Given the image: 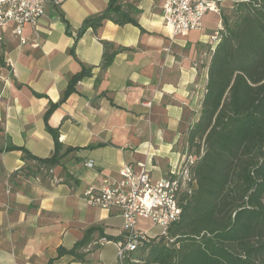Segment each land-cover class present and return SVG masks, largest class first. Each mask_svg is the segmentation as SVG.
<instances>
[{
	"label": "crops",
	"instance_id": "0c3cea01",
	"mask_svg": "<svg viewBox=\"0 0 264 264\" xmlns=\"http://www.w3.org/2000/svg\"><path fill=\"white\" fill-rule=\"evenodd\" d=\"M122 3L137 9L138 26L106 20L78 37L109 0H59L37 27L24 29L26 44L13 24L2 32L0 264H117L118 245H100L98 238L101 232L120 236L124 220L88 205L85 191L118 179L126 165L143 164L159 180L187 153L186 133L201 116L217 46L210 37L219 20L212 23L215 14L209 13L201 31L173 37L163 18L165 0ZM102 41L123 48L107 70L100 67ZM83 69L91 75L64 99ZM50 104L58 107L45 121ZM11 146L40 160L56 154L59 163L49 169L23 150H7ZM93 227L99 230L82 249L83 260L59 257L61 248H74Z\"/></svg>",
	"mask_w": 264,
	"mask_h": 264
},
{
	"label": "trees",
	"instance_id": "16d2710c",
	"mask_svg": "<svg viewBox=\"0 0 264 264\" xmlns=\"http://www.w3.org/2000/svg\"><path fill=\"white\" fill-rule=\"evenodd\" d=\"M122 2L109 0L103 14L83 23L78 37L89 28L97 31L106 20L138 26L137 9ZM231 15L222 8L224 31L209 65L201 116L186 133L187 153L197 157L193 194L167 238L140 239L117 264H264V0H241ZM102 44L100 67L107 70L123 48ZM90 75L91 69L75 75L64 99ZM57 107L50 104L45 121ZM50 131L59 146L58 132ZM15 149L49 169L59 163L56 154L40 160L24 149L7 148ZM98 230L90 228L70 250L61 248L59 257L83 260L82 249ZM103 236L98 241L118 244L126 242L128 233Z\"/></svg>",
	"mask_w": 264,
	"mask_h": 264
},
{
	"label": "built area",
	"instance_id": "2783aa9c",
	"mask_svg": "<svg viewBox=\"0 0 264 264\" xmlns=\"http://www.w3.org/2000/svg\"><path fill=\"white\" fill-rule=\"evenodd\" d=\"M228 1V0H226ZM224 1L221 0H165L163 18L173 37L187 36L203 29L204 17L209 13L220 14ZM58 5L59 0H0V45L3 43V30L10 24L23 44L24 29L37 27L45 15L47 7ZM224 31L223 21L218 30L210 37L217 45ZM152 103H145L150 107ZM197 157L184 154L179 165L165 177L156 180L145 165L140 169L133 165L124 166L119 178L106 181L101 188H88L84 198L88 205L110 214L119 215L124 220V230L128 233L125 243H118V260L133 251L140 239L168 237L170 228L180 221L186 198L192 196L196 184L195 167ZM89 167L93 163L88 164ZM148 221L159 233L150 237L137 229L138 221ZM106 238L99 240L100 245L109 243Z\"/></svg>",
	"mask_w": 264,
	"mask_h": 264
},
{
	"label": "rangeland",
	"instance_id": "374dc122",
	"mask_svg": "<svg viewBox=\"0 0 264 264\" xmlns=\"http://www.w3.org/2000/svg\"><path fill=\"white\" fill-rule=\"evenodd\" d=\"M221 1H224V0H221ZM229 1H230V3H229ZM239 1H241V0H228V1L225 0L224 3H223V5H224L223 6L224 7L223 8V13L227 14V16L232 17L231 14H232L233 8H234L235 4L237 2H239ZM226 4H230V6L229 7H225ZM213 14H215V13H213ZM215 18L216 19H214V22H212V23H217L218 20L220 21L221 20V15L220 14H215ZM137 229L138 230H143L145 233H149V234H156L157 231H159L157 228L152 227L151 224L148 221H145V220H142V219H140L138 221Z\"/></svg>",
	"mask_w": 264,
	"mask_h": 264
}]
</instances>
